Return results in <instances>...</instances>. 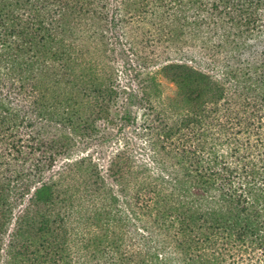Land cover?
I'll use <instances>...</instances> for the list:
<instances>
[{
    "label": "trees",
    "instance_id": "1",
    "mask_svg": "<svg viewBox=\"0 0 264 264\" xmlns=\"http://www.w3.org/2000/svg\"><path fill=\"white\" fill-rule=\"evenodd\" d=\"M84 1L54 0V8L49 0H0V141L8 134L17 142L11 146L22 168H52L64 157L37 192L41 199L42 190L59 196L50 228L44 221L32 233L34 218L20 222L17 251L0 264H264V50L258 64L223 69L240 106L224 85L184 67L189 86L183 76H167L182 93L170 105L185 113L179 122L150 104L141 129L119 128L123 145L107 166L103 149L77 154L75 142L47 152L38 141L50 120L71 115H49L48 102L37 112L29 101L34 65L24 54L38 40L41 52L55 41L53 58L68 56L56 29L82 12ZM124 1L128 15L149 21L156 40L227 53L237 62L264 37V0ZM150 83L159 84L153 76ZM141 136L148 137L143 145ZM138 146L140 156L132 154ZM20 170L17 197L34 177ZM32 241L42 243L30 249Z\"/></svg>",
    "mask_w": 264,
    "mask_h": 264
},
{
    "label": "rangeland",
    "instance_id": "2",
    "mask_svg": "<svg viewBox=\"0 0 264 264\" xmlns=\"http://www.w3.org/2000/svg\"><path fill=\"white\" fill-rule=\"evenodd\" d=\"M49 1L52 4L54 2ZM123 2L86 0L83 2L86 8L82 12L76 9L77 13L72 12L71 16H67L66 25L62 24L56 29L57 36L63 37L68 43V56L64 59L53 58L52 54L58 47L55 41L47 42L44 52H41L42 43L37 40L34 48L24 54V59L29 58L34 65L36 79L30 86L34 90L29 101L34 104L35 100L37 112L39 107L48 102L51 104L49 115H53L54 109L65 111V116L69 110L67 113L71 115H68L70 120L64 118L59 121L57 115L53 116L49 131L43 133L45 138L41 136L38 141V146L42 144L41 150L46 148L47 152H52L51 148L58 149L64 144L75 142L81 147L76 151L77 154L86 155L103 149L102 163L107 166L114 149L123 145L122 138L116 140L119 128L125 125L130 130L141 129L144 120L151 118L147 110L150 104H153L155 111H165L171 120L179 122L184 116V112L170 108L174 98L182 93L177 82L167 77L183 76L185 86H189L190 80L185 77L190 74L184 67L218 81L226 87L227 96L232 98L234 107L241 105L236 83L227 78L223 69L228 65L242 68L260 63L264 37L260 39L262 44L258 43L254 50L249 49L250 52H243L237 62L227 53L212 52L197 45H171L156 40L155 29L148 24L149 21L147 23L139 18L142 13L136 17L128 15L123 9ZM53 6L55 8V4ZM54 16L59 17L58 14ZM117 21L123 23L119 25ZM72 56V59L68 58ZM44 73L46 76L42 75ZM152 76L157 79L158 85L150 83ZM109 89L110 93L114 90L118 94L109 95ZM5 138L0 141V155H3L0 166V261L8 258L9 253L17 251V228L20 222L24 224L28 218H34L35 229L31 230L32 233L44 221L50 228L53 211L60 205L59 196L53 189L51 194L42 190L44 199H41L37 192L41 191L43 185L49 184L64 158L48 169L47 166L36 171L26 168V165L22 168L20 165L23 160L11 146L17 142L8 139V134H5ZM147 139L141 136L139 143L143 145ZM132 152L139 156L142 154L139 146L136 151L133 148ZM18 169L33 172L34 177L17 197ZM59 195L62 198V194ZM44 237H49V234ZM13 242L16 245L11 247ZM40 243L42 241L36 244L32 241L30 249L40 247Z\"/></svg>",
    "mask_w": 264,
    "mask_h": 264
}]
</instances>
